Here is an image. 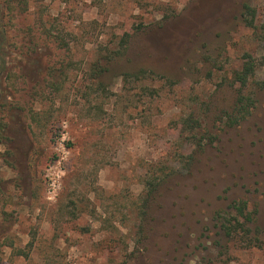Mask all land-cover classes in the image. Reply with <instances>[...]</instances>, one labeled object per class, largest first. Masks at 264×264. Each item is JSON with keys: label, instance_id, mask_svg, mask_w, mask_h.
<instances>
[{"label": "rangeland", "instance_id": "374dc122", "mask_svg": "<svg viewBox=\"0 0 264 264\" xmlns=\"http://www.w3.org/2000/svg\"><path fill=\"white\" fill-rule=\"evenodd\" d=\"M19 1L0 0V264H264V45L242 17L263 25L264 0Z\"/></svg>", "mask_w": 264, "mask_h": 264}, {"label": "trees", "instance_id": "16d2710c", "mask_svg": "<svg viewBox=\"0 0 264 264\" xmlns=\"http://www.w3.org/2000/svg\"><path fill=\"white\" fill-rule=\"evenodd\" d=\"M19 2L23 3V1L21 0ZM242 15H243L242 16L243 21L246 23L248 27L256 30V35H258L260 42H262L264 45V24L259 26V28H257V26L255 25L254 9L251 8L249 5L245 4L243 6ZM44 34L48 35L45 32ZM129 38H130L129 35L127 34L121 36L119 46L114 54H122L126 52V47H127L126 44L128 43ZM58 41L60 43L63 42L61 35H58ZM244 57L245 58L241 64V68L233 73V81L235 83H238L242 88L247 86L248 81L253 76V73L257 66L256 61L250 55L246 54V56ZM260 63L264 64V56L262 57V61ZM140 71H141L140 73L141 75L142 73L145 74V71L143 70ZM149 73L152 75H157L151 71ZM124 76L127 77L126 74ZM257 87L263 89L264 82H258ZM253 106H254V102L252 101V98H248L246 96H243L242 94H239L234 105V111H235L234 116H232V118L228 117L227 120L231 122L232 125L239 124L241 121L246 119L251 114ZM20 166H21V172H23L22 164H20ZM14 167L15 169L17 168V166ZM161 184H162L161 178H157V180L155 179L148 180V182L146 183V190L144 192V195H142L139 204L140 226L138 228L140 232L143 227L142 225L145 220L148 207L151 205V203L154 201L155 197L157 196L158 188L160 187ZM229 209L230 211L227 213L226 216L217 214V219H219V227L223 232L224 236L229 239H233L234 237H238L240 235L248 236V234L250 233V228L248 227V224L253 222V217L252 214L247 212V203L242 200L235 201L230 205Z\"/></svg>", "mask_w": 264, "mask_h": 264}]
</instances>
